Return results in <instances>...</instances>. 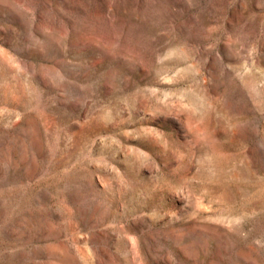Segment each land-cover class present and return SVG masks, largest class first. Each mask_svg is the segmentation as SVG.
<instances>
[{
  "label": "rangeland",
  "instance_id": "374dc122",
  "mask_svg": "<svg viewBox=\"0 0 264 264\" xmlns=\"http://www.w3.org/2000/svg\"><path fill=\"white\" fill-rule=\"evenodd\" d=\"M0 264H264V0H0Z\"/></svg>",
  "mask_w": 264,
  "mask_h": 264
}]
</instances>
